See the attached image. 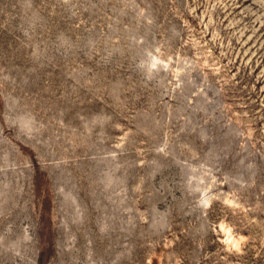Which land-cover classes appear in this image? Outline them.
Returning a JSON list of instances; mask_svg holds the SVG:
<instances>
[{"label": "rangeland", "instance_id": "rangeland-1", "mask_svg": "<svg viewBox=\"0 0 264 264\" xmlns=\"http://www.w3.org/2000/svg\"><path fill=\"white\" fill-rule=\"evenodd\" d=\"M0 264H264V0H0Z\"/></svg>", "mask_w": 264, "mask_h": 264}]
</instances>
